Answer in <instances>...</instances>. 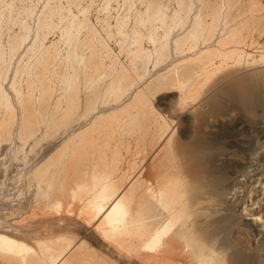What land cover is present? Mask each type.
Listing matches in <instances>:
<instances>
[{"label":"rangeland","instance_id":"rangeland-1","mask_svg":"<svg viewBox=\"0 0 264 264\" xmlns=\"http://www.w3.org/2000/svg\"><path fill=\"white\" fill-rule=\"evenodd\" d=\"M259 48L264 0H0V132L11 125L0 141V233L33 246L74 235L111 264H144L119 256L98 236V222L43 211L46 195L63 194L90 161L131 179L142 160L146 167L174 154L162 169L182 165L179 189L190 198L200 264H231L233 251L245 264H264V165L230 212L224 196L205 189L207 176L236 177L264 164V103L246 111L236 98L256 84L264 89V67L246 66ZM208 49L246 55L214 75L210 67L211 76L196 73L182 94L168 75ZM23 100L32 106L22 109ZM143 178L150 181L147 171ZM239 179L236 191L248 184ZM225 214L238 224L219 231L222 246L207 236Z\"/></svg>","mask_w":264,"mask_h":264},{"label":"bare ground","instance_id":"bare-ground-1","mask_svg":"<svg viewBox=\"0 0 264 264\" xmlns=\"http://www.w3.org/2000/svg\"><path fill=\"white\" fill-rule=\"evenodd\" d=\"M161 16L165 17L164 14ZM156 47L158 48L157 45ZM258 52L260 53L259 59L245 58L247 68L254 70L264 67V48H259ZM241 54L246 55L243 50L234 49V51L226 52L225 50L208 49L201 52L194 60H186L176 65L168 75L169 80L178 83L180 92L186 94L194 83L196 73L205 76L214 75L217 70H222L227 66L229 60L234 63L235 57L239 58ZM217 61H219L218 65ZM207 67L211 68L212 74H209ZM145 95L146 92L140 91L138 97L143 98ZM236 98L240 101L241 108L253 111L264 103V89L256 84L248 93L239 92ZM210 101L205 105L207 112L211 110ZM20 104L24 110L32 106L30 100H23ZM10 127V124L5 123L2 128L3 132H0V141L10 137ZM24 137H29V134L25 132ZM213 151L214 153L210 152L209 158H214L221 153L219 147ZM251 155L254 156V151ZM172 156L175 157L174 154L169 155L168 160L160 155L146 167L142 160L137 175L131 179L119 177L117 168L107 166L104 161H90L82 169L75 171L72 185L65 189L63 194L58 195L57 192H51L46 195L48 199L45 201L43 211H53V213L62 211L65 215L72 214L89 226L93 221L98 222L95 227L98 236L112 246L119 256L130 260L144 261V264H200V254L196 248L197 241L191 238L189 229H194V223L191 225L189 223L192 217L188 212L191 204L190 198H186L179 189L178 176L182 165L180 161L179 163L177 161L175 170L164 171L162 169L166 163L178 160ZM186 160L188 161L187 158ZM263 165V163L256 165L250 171L245 168L239 170L236 177H229L225 174L216 178L207 176L209 183L205 189L213 196H224L222 210L230 212L231 207L235 209L243 203L242 198H245V192L251 191L253 178L261 171ZM185 167L188 168L189 165ZM146 171L150 181L143 178ZM240 177L243 178L241 181L248 184L246 189L236 191L234 187L240 185ZM249 187L250 190H248ZM229 199L233 200V203L229 204ZM62 212L61 215H64ZM242 212H245V209L237 212L240 217L243 215ZM258 218L261 219V217ZM226 222L232 226L238 224L236 222L233 224L232 217L225 214L213 224V229L218 232L208 233L207 240L214 243L218 241L224 246L226 239L221 237L219 231L226 225ZM242 226L247 229L252 227L248 223ZM259 231H262V228ZM211 252L218 254L215 250ZM238 252L230 253L231 264H245L244 256ZM0 262L6 264H111L103 260V257H100L85 240H80L74 235L55 236L44 242H36L33 246L3 233H0Z\"/></svg>","mask_w":264,"mask_h":264},{"label":"crops","instance_id":"crops-1","mask_svg":"<svg viewBox=\"0 0 264 264\" xmlns=\"http://www.w3.org/2000/svg\"><path fill=\"white\" fill-rule=\"evenodd\" d=\"M1 94V93H0Z\"/></svg>","mask_w":264,"mask_h":264}]
</instances>
